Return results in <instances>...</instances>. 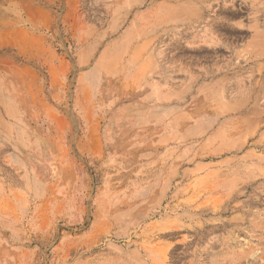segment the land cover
Listing matches in <instances>:
<instances>
[{
    "label": "rangeland",
    "instance_id": "obj_1",
    "mask_svg": "<svg viewBox=\"0 0 264 264\" xmlns=\"http://www.w3.org/2000/svg\"><path fill=\"white\" fill-rule=\"evenodd\" d=\"M0 264H264V0H0Z\"/></svg>",
    "mask_w": 264,
    "mask_h": 264
},
{
    "label": "bare ground",
    "instance_id": "obj_2",
    "mask_svg": "<svg viewBox=\"0 0 264 264\" xmlns=\"http://www.w3.org/2000/svg\"><path fill=\"white\" fill-rule=\"evenodd\" d=\"M26 9V8H25ZM27 11V10H26ZM38 14V13H37ZM4 35V34H3ZM3 38V37H2ZM246 193V192H245Z\"/></svg>",
    "mask_w": 264,
    "mask_h": 264
}]
</instances>
